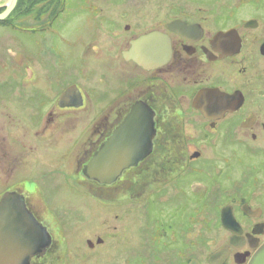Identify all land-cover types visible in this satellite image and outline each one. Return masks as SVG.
<instances>
[{"label":"flooded vegetation","instance_id":"obj_1","mask_svg":"<svg viewBox=\"0 0 264 264\" xmlns=\"http://www.w3.org/2000/svg\"><path fill=\"white\" fill-rule=\"evenodd\" d=\"M62 3L22 0V25H35L38 42L33 48L22 41L19 64L4 65L13 79L0 81V201L9 193L19 196L52 238L46 254L31 264H60L58 251L66 239H58L55 232L72 223L75 210L57 206L63 201L56 199L83 194L99 204L132 202L149 198L156 184L167 186L170 175L180 179L203 173L194 166L198 161L214 169L225 163L229 167L231 155L223 154L228 149L211 137L226 123H231L228 135L234 142L237 135L246 138L236 143L253 160L243 177L230 179L235 185L228 193L231 199L218 214L210 212L219 198L218 187L212 204L195 209L196 215L211 216L210 222L188 227L185 220L170 223V230L178 225L177 235L167 242L166 257L159 258L161 264H211L210 257L225 250L224 264H238L237 255H245L243 264H248L264 245V16L234 20L219 16L216 5L194 9L189 2ZM68 12L72 15L66 17ZM251 21L254 28L246 26ZM70 29L75 33L68 35ZM230 31L233 38L222 42L230 45L224 49L217 37ZM153 34L152 44L160 49L140 47ZM237 45L239 52L230 54ZM219 92L242 95L244 102L227 110L231 104L220 107L215 100ZM203 93L214 113L208 118L194 106ZM135 110L153 121L151 153L112 184L85 176V166L103 146L123 149L124 140L118 144L113 139L118 130L126 128V141H131L134 124L128 122ZM215 142L220 163L204 157L203 149ZM88 202L86 207L94 206ZM82 205L76 211L85 217ZM228 207L237 222L235 231L221 221ZM0 229L6 230L5 225ZM6 237V232L0 234L4 242ZM89 241V249L104 244L91 246Z\"/></svg>","mask_w":264,"mask_h":264},{"label":"rangeland","instance_id":"obj_2","mask_svg":"<svg viewBox=\"0 0 264 264\" xmlns=\"http://www.w3.org/2000/svg\"><path fill=\"white\" fill-rule=\"evenodd\" d=\"M54 1L55 3L63 2V5L66 4L69 7L93 0ZM137 1H148L158 4L171 2L176 5L181 4L180 2H189L194 6V9H207V6L216 5L217 10L215 12L219 16L234 17V20L264 16V0ZM8 3L9 0H1L0 7H5ZM222 4H226L227 7ZM185 5L188 6L186 7L187 10H193V8L189 7V4L185 3ZM71 15L72 13L70 12L65 14L66 17ZM23 22H25V19L15 15L11 16L8 21H0V81L13 79V73L5 72L4 65L19 64L22 41L28 40L32 47L36 48L38 39L34 32L35 25L28 23V25L23 26ZM74 33L73 29L67 32L68 35ZM11 75L12 77L10 78ZM230 127L231 123H226L221 126L220 131L211 135L215 141L218 140L221 148L228 149L223 154L224 156L231 155L229 167H226L227 164L225 163L226 165L221 164L218 169H214L212 164L207 165L202 161H198L194 166L203 169V173L187 174L180 179L173 178L174 174L170 175L165 180L168 183L167 186L164 188L161 185L156 187L159 185L156 184L155 189L151 190L149 198L132 202L116 200L114 203L99 204L88 199L83 194L81 197H77L79 194H76L67 200L56 199V201H63L55 203L57 206L63 207L66 205V207H71L69 209L70 212L75 210L71 215L72 223L61 231L55 232L58 239H66V242L62 243L63 246L58 251V256L61 257L60 264H95L94 262L97 261L100 264H115L117 262L121 264L163 263L164 261L159 257L161 255L166 257L163 252L166 249L169 250L170 247L166 244L169 240H173L176 237L178 231V229H175L178 225H174L175 228L170 230V223L174 221L179 224L185 220L186 222L183 224L188 227L195 223L193 221L194 218L198 219L196 220L197 223L210 222L211 216L196 215L194 213L195 209L199 208L200 205L206 208L207 203L212 204L215 201L214 198H216L214 189L218 187L220 190L219 198L212 204L213 210L210 211L218 214L220 206L231 199L228 193L235 185L234 181L230 179L232 177L235 179L243 177V169L253 160L246 150L238 144L244 142L246 138L237 135L235 136V141L238 143L234 142L231 135H228ZM193 135L196 134L194 133ZM188 136L193 137L191 134ZM251 144H253L252 141ZM230 149H232V153ZM203 152L205 159L218 161L219 163L222 160L218 155L216 142L213 147L203 149ZM214 176L217 179H214ZM215 180L219 183L214 184ZM261 180L264 182V176ZM144 186L143 183H140L139 189L143 190ZM166 192L170 194L160 198ZM261 192H264V189ZM196 194L201 196L200 200ZM198 200L199 203L197 202ZM86 202L94 206L89 205L86 207ZM81 205L83 206V215L85 217L76 211V208L79 209ZM209 208H211L210 204ZM164 234H167V236L163 237ZM98 238L103 239L104 244L101 246L95 245L93 249H89L87 240L96 244Z\"/></svg>","mask_w":264,"mask_h":264},{"label":"water","instance_id":"obj_3","mask_svg":"<svg viewBox=\"0 0 264 264\" xmlns=\"http://www.w3.org/2000/svg\"><path fill=\"white\" fill-rule=\"evenodd\" d=\"M18 0H10L6 10L0 14V21L5 20L14 11ZM255 21L248 22L246 26L254 28ZM234 31L228 33H220L218 35L219 43L225 46L224 49L230 45H222V42L233 38ZM155 35L143 38L139 45L147 49H160L153 43ZM233 42V41H232ZM239 46L233 48L230 54L239 52ZM208 95L206 93L200 94L194 106L200 110L205 117L209 114H214L211 108H207ZM216 102L219 101V106L231 104L232 108L227 110H234L244 102L242 95L229 96L224 93H217ZM142 115V111L135 110L131 114L128 124H134V135L131 136V141L127 142V136L124 134L126 128L118 130L113 139L114 142L123 145V149L116 150L112 145L103 146L90 160L84 168V174L90 179L97 180L102 184H112L121 173L132 166H136L138 162L146 158L152 150V140L155 136V129L151 118ZM208 118V117H207ZM126 124V125H128ZM133 146V148H130ZM116 147V146H115ZM114 148V149H112ZM199 155H195L198 157ZM247 211V207H244ZM223 226L231 231H235L236 220L232 213V208L223 209L221 215ZM0 225H5L6 230L0 229V234L6 232V241L0 240V264H31L34 257H42L46 254L52 245V238L48 231L36 220V218L29 212L23 199L13 193L6 194L0 201ZM103 240L98 239L97 243L101 244ZM89 245L91 243L89 242ZM92 246V245H91ZM227 252L220 250L210 257L211 264H224ZM246 260L245 255H237L236 262L243 264ZM193 264V263H191ZM248 264H264V245L252 256Z\"/></svg>","mask_w":264,"mask_h":264},{"label":"trees","instance_id":"obj_4","mask_svg":"<svg viewBox=\"0 0 264 264\" xmlns=\"http://www.w3.org/2000/svg\"><path fill=\"white\" fill-rule=\"evenodd\" d=\"M33 1H35V0H33ZM43 1H47V0H43ZM21 5H22V0H19V1H18V5H17L15 11L12 13V16H13V15H15V16H20V14H21ZM2 10H3V9H0V11H2ZM172 158H173V157H172ZM164 169H165V168H162V169L157 168V170H161V171H163ZM193 221H195V223H197L196 218H195ZM195 223H194V224H195Z\"/></svg>","mask_w":264,"mask_h":264}]
</instances>
